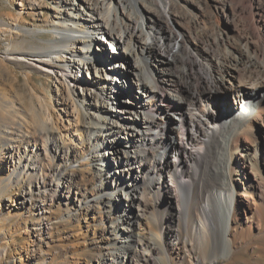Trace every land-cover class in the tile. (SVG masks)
<instances>
[{
  "label": "bare ground",
  "instance_id": "bare-ground-1",
  "mask_svg": "<svg viewBox=\"0 0 264 264\" xmlns=\"http://www.w3.org/2000/svg\"><path fill=\"white\" fill-rule=\"evenodd\" d=\"M52 1L45 44H9L6 57L54 78L60 107L28 109L1 90L0 202L21 183L18 208L35 195L64 198L65 220L92 237L59 264H264V0ZM200 26L204 41L193 35ZM103 43L110 61L94 53ZM213 93L233 96L220 117ZM63 122L82 151L62 138ZM40 250L31 255L41 263Z\"/></svg>",
  "mask_w": 264,
  "mask_h": 264
},
{
  "label": "rangeland",
  "instance_id": "rangeland-1",
  "mask_svg": "<svg viewBox=\"0 0 264 264\" xmlns=\"http://www.w3.org/2000/svg\"><path fill=\"white\" fill-rule=\"evenodd\" d=\"M14 1L17 0H0V93L3 90H5L3 92L11 93V96L14 95V97L18 98L21 103H23L26 107L28 106V109L39 103H42L45 106L47 105L48 107L59 108L60 105L55 99L56 86L54 78L43 74L34 67L28 66L25 62L10 60L6 57L9 44H11L14 48L16 47L18 49L28 51L34 50V46L37 44H45L46 40L49 39L48 37L51 36L52 33L47 30V27H44V24L46 23V20L50 19L53 11L52 8H54L55 4L52 0H38L39 9L37 13L29 14L31 10L26 8L24 5L14 3ZM124 1L126 4L128 2L127 7L130 8V0ZM149 6L151 5L149 4ZM193 6L197 9L196 5ZM19 12L21 13L19 14ZM63 12L64 11L61 10L59 13L63 15ZM15 24L16 26H20L22 29L14 28ZM198 28V30H193V35L199 41H204L205 39L202 36L204 35V29H202L203 26ZM9 30H15L18 34L13 33L10 35ZM94 53L100 54L101 56L97 59L102 61H105L106 59L107 61L108 59L110 61V59L113 58L109 55L110 53L105 43H103L100 47L98 46ZM117 53L118 51H116V54ZM57 54L60 56V52H57ZM103 56H105V59ZM112 61L117 63L119 60L113 59ZM182 61L183 59L175 62V69H178L176 71L178 73L175 72V74L178 75L177 77L179 79L185 81L187 80L185 78V74L187 73V70L190 71V68L187 62L184 63V61ZM166 64H168V62H165V65ZM182 64L187 69L182 66ZM176 65L179 67L177 68ZM58 69L62 71L63 66L59 65ZM79 73V78L81 80L84 78L88 79L84 72ZM27 74L30 77L28 80ZM120 85H124V88L130 86L133 87L132 83H129V85ZM209 96L207 103L211 106L214 111V114H212L216 115V117H220V112H217L216 114L215 109L218 108L223 110L224 114L225 108L230 105L232 106L231 103L233 96L224 97L221 93H217L216 95L213 93ZM52 113L56 118L57 112ZM60 131L62 138L68 144H71L75 149L79 150V152L82 151V149H79L80 141L78 140L77 135L72 134L74 131L67 124V122H63V126L60 127ZM118 139L120 138L117 137L116 140ZM116 140V144L120 147H124L126 142H128V139L123 140V142H121L122 139L119 142ZM110 166L112 168V172H114L118 164H115L110 159ZM0 168L3 171V174H5V165L0 163ZM87 186H89V184ZM27 189V183L14 185L8 191V197L6 196V198L0 202V213L2 218L0 219V237L1 235L5 236L9 252L7 256H0V264H12L10 257L14 255L15 258H17L18 255L24 256L22 258L23 264H39L40 259L38 256L31 255L32 250L35 249L36 251L38 248L41 249V256L44 258L40 264H59V262L65 258L69 262H74V255L80 253L82 250H86L88 247L89 239L92 237L90 234L91 232L88 231L86 225L83 223H81L79 227L77 222L73 220L68 222L65 220L64 203L62 202L64 198L62 197L61 199L59 197V200H42L35 195L33 201L23 205L20 203V208H18L19 200L24 198L22 192ZM127 194L130 196V193ZM117 201V204L122 206V200L117 199ZM123 203L125 204V201H123ZM25 226L29 229L25 230ZM0 242L2 241L0 240ZM26 252L28 254H26ZM25 254L29 256L27 257ZM213 255L214 252L208 248L205 251L203 258L206 262H210ZM242 258H244V256L236 257L234 261L228 262L225 258L219 257V260L217 259V264H241ZM79 260V264H84L83 258H80ZM157 264H167V261L165 259H161L157 262Z\"/></svg>",
  "mask_w": 264,
  "mask_h": 264
}]
</instances>
